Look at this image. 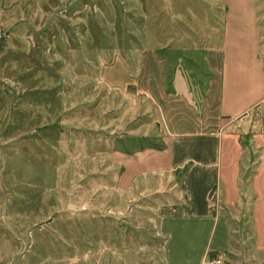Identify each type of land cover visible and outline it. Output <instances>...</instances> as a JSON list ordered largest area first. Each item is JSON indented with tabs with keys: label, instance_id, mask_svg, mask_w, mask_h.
Masks as SVG:
<instances>
[{
	"label": "rangeland",
	"instance_id": "374dc122",
	"mask_svg": "<svg viewBox=\"0 0 264 264\" xmlns=\"http://www.w3.org/2000/svg\"><path fill=\"white\" fill-rule=\"evenodd\" d=\"M209 3L0 0V264H177V252L195 264L200 245L185 232L195 219L157 214L179 195L178 170L138 167L164 163L168 143L123 76L152 48L164 88L198 103ZM218 189L232 232L223 262L264 264L253 217L241 215L257 206L253 187Z\"/></svg>",
	"mask_w": 264,
	"mask_h": 264
},
{
	"label": "crops",
	"instance_id": "0c3cea01",
	"mask_svg": "<svg viewBox=\"0 0 264 264\" xmlns=\"http://www.w3.org/2000/svg\"><path fill=\"white\" fill-rule=\"evenodd\" d=\"M208 2L206 32L197 39L201 46L197 54L208 73L198 103L175 88L174 92L164 88L163 62L152 48L141 54L140 70L133 77L129 73L123 77L148 98L158 132L168 143L164 163H138V167L169 168L179 174V195L158 204L157 214L193 217L195 222L185 232L189 246L200 245L195 264H215L216 259L225 264L232 232L218 207V187L225 191L230 183L253 187L257 206L241 215L253 217L256 247H264V208L258 207V200L264 199V4ZM181 55L177 51L173 66L185 65ZM190 60L195 63L194 57ZM200 234L206 238L202 244L197 243ZM174 258L183 264L180 252Z\"/></svg>",
	"mask_w": 264,
	"mask_h": 264
},
{
	"label": "built area",
	"instance_id": "2783aa9c",
	"mask_svg": "<svg viewBox=\"0 0 264 264\" xmlns=\"http://www.w3.org/2000/svg\"><path fill=\"white\" fill-rule=\"evenodd\" d=\"M213 262H214L215 264H219L220 261L216 259V260H214Z\"/></svg>",
	"mask_w": 264,
	"mask_h": 264
},
{
	"label": "water",
	"instance_id": "95a60500",
	"mask_svg": "<svg viewBox=\"0 0 264 264\" xmlns=\"http://www.w3.org/2000/svg\"><path fill=\"white\" fill-rule=\"evenodd\" d=\"M69 209H72V207L70 205L67 206Z\"/></svg>",
	"mask_w": 264,
	"mask_h": 264
}]
</instances>
